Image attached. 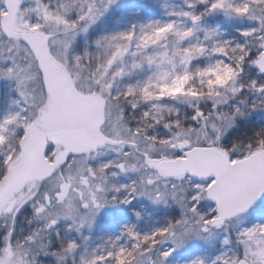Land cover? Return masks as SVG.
<instances>
[{"label": "snow or ice", "instance_id": "obj_1", "mask_svg": "<svg viewBox=\"0 0 264 264\" xmlns=\"http://www.w3.org/2000/svg\"><path fill=\"white\" fill-rule=\"evenodd\" d=\"M0 264H264V0H0Z\"/></svg>", "mask_w": 264, "mask_h": 264}, {"label": "rangeland", "instance_id": "obj_2", "mask_svg": "<svg viewBox=\"0 0 264 264\" xmlns=\"http://www.w3.org/2000/svg\"><path fill=\"white\" fill-rule=\"evenodd\" d=\"M127 2L132 5H141V4L149 3L150 0H127Z\"/></svg>", "mask_w": 264, "mask_h": 264}]
</instances>
